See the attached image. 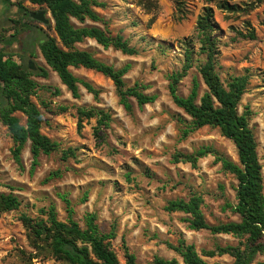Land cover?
Here are the masks:
<instances>
[{
    "label": "rangeland",
    "instance_id": "1",
    "mask_svg": "<svg viewBox=\"0 0 264 264\" xmlns=\"http://www.w3.org/2000/svg\"><path fill=\"white\" fill-rule=\"evenodd\" d=\"M20 1L31 11L40 7L30 0ZM103 1L106 5L98 8L102 20L87 19L81 23L73 19V22L78 26L97 25L111 35H121L137 53L126 54L113 46L104 47L93 38L76 46L116 68L129 64L124 76L126 85L138 82L145 86L146 93L155 94L156 100L140 106L131 98L132 107L127 109L120 102L112 79L83 66L71 69L100 92L95 97L80 85L81 95L74 97L46 63L39 46L35 47L34 56L26 54L24 61L30 58L36 70L38 67L49 70L46 77L33 76L41 85L33 99L44 115L42 132L55 140L58 148L40 154L35 163L28 142L19 164L13 155V138L0 119V191L13 192L21 199L19 208L0 215V264H68L46 251L35 256L36 250L30 245L21 220L23 213L43 216L42 210L51 205L56 207L59 218L66 220L63 195L71 200L74 218L82 226L86 213L91 212L97 215L96 221L104 232H115L111 241L121 264H126V251L134 253L139 264H154L155 256L180 259L168 243L177 244L182 237L199 252L228 245L243 247L246 238L192 229L185 221L189 214L166 208L171 200L199 196L201 210L209 223L240 220L232 210L237 201L238 180L220 158L237 162L235 143L212 126L184 135L185 124L178 120V115L188 120L191 117L173 101L169 83L170 75L184 67L183 41L194 39L195 53L193 66L177 85L179 93L187 95L192 79L200 76L198 64L204 60V54L199 53L196 24L203 7L211 5L219 24L215 32L220 52L218 73L223 80L247 70L252 74L240 111L250 110V125L258 143L264 177V0H228L237 5V10L220 8L222 0L210 3L181 0L185 9L182 19H179L177 0ZM2 3L4 0H0ZM8 7H0V48L8 45L4 40L16 27L11 18L26 19L36 31V41H42L46 34L56 35L54 19L44 24L21 11L14 12L17 7L14 10ZM49 17L53 18L50 13ZM249 24L255 31L254 39L249 37ZM20 34L28 35L20 29L14 45L19 46ZM14 58L21 61L20 57ZM55 88L60 89L59 95L53 94ZM78 107H96L110 113L108 126L98 124L96 117L80 122ZM17 114L22 122L26 121L23 113ZM203 148L211 152L199 156L196 163L179 157V154H196ZM205 259L209 264L231 263L234 257L225 253ZM261 260L264 251L257 254L253 264Z\"/></svg>",
    "mask_w": 264,
    "mask_h": 264
},
{
    "label": "trees",
    "instance_id": "2",
    "mask_svg": "<svg viewBox=\"0 0 264 264\" xmlns=\"http://www.w3.org/2000/svg\"><path fill=\"white\" fill-rule=\"evenodd\" d=\"M14 9H26L22 1L6 0ZM35 4L46 5L54 19L56 35L46 34L40 41L39 47L46 63L60 77L63 84L72 92L74 97H80L84 86L89 92L98 97L100 89L90 81L77 77L71 67L83 66L106 75L114 82L120 102L131 109L130 99L143 106L156 100L155 94L145 92V86L136 83L127 86L124 76L129 70L127 64L116 68L108 64L86 49L76 45L87 38L95 39L104 47L113 46L126 54H135L137 49L131 46L121 35H111L97 25H76L73 19L85 23L102 20L98 8H103V0H30ZM210 3L213 0H203ZM179 19L184 18L185 9L181 0H177ZM227 10H237L236 4L222 0L218 5ZM15 12H18L15 10ZM28 16V14L26 13ZM16 25V32L20 29L28 33V24L23 18L10 19ZM219 24L215 18V11L211 5H205L198 15L195 37L199 40V53L204 54V60L198 64L199 77L192 79L190 92L182 95L178 91L180 79L193 66L194 39L183 41L185 46V64L181 71L170 75L169 90L177 106L191 117L190 120L178 115V120L185 124L184 135L204 126L218 127L221 134L231 139L237 148L238 161L220 157L224 167L235 174L236 203L232 210L240 216L239 221L209 223L202 210V199L192 196L189 200L174 199L169 201L167 210L182 211L189 214L185 218L192 229H207L213 233H232L246 238L243 245H228L217 249L199 252L193 243L185 238H179L177 244L168 243L180 257L166 258L155 256L154 264H209L205 256L214 257L228 253L234 257L231 263L216 264H253L258 253L264 251V177L262 164L258 155V143L250 125V110L240 111L243 95L247 92L252 74L247 70L242 74L229 75L223 80L217 71L218 39L215 32ZM249 37H256L255 31L249 24ZM7 47L0 48V119L7 126L14 142L13 155L22 164V151L30 142V151L36 163L40 154H49L58 148V143L42 132L44 115L33 97L38 93L41 85L34 75L48 76L49 70L31 67L20 57L14 58V53L8 52ZM53 94L59 95L60 89L55 88ZM45 104L44 101H42ZM18 112L26 116L22 122ZM79 121L84 118H97L98 124L108 126L110 113L96 107H78ZM211 152L208 148L197 151L196 154H179L185 161L196 163L199 156ZM67 205V218L62 220L54 205L42 210L43 216L32 217L26 213L21 220L27 229L30 245L38 252H48L56 260L68 264H121L117 252L112 246L115 232H104L97 223L95 213H86L85 224L82 226L74 218L71 200L63 195ZM20 197L13 192L0 191V215L3 212L19 208ZM126 264H139L134 253L126 251ZM255 264H264V260Z\"/></svg>",
    "mask_w": 264,
    "mask_h": 264
},
{
    "label": "flooded vegetation",
    "instance_id": "3",
    "mask_svg": "<svg viewBox=\"0 0 264 264\" xmlns=\"http://www.w3.org/2000/svg\"><path fill=\"white\" fill-rule=\"evenodd\" d=\"M4 3H5V5H6V7H8L9 9H13L14 10V7L12 6V5H10L9 3H7V1L6 0H4ZM37 5H39L40 7L38 8V10L37 11H39V10H42V9H46L47 10V8H45V7H43V5H41V4H37ZM26 6V5H25ZM26 8H27V10L26 9H22V10H17V11H21V13L23 14V15H26V13L28 14V17L29 18H32L31 16H30V12H31V10L30 9H28V7L26 6ZM15 12V11H14ZM19 19V18H18ZM33 19V18H32ZM35 20V19H34ZM27 23V20L26 19H23V23ZM28 24V27L30 28V29H28V35L26 36V37H23L21 34H20V36H18V38L17 39H19L20 40V42H19V46H17V45H14V43H15V38L17 37V35H16V30H14V31H12L10 34H9V37L7 38V39H5L4 41H6L7 43H8V45L6 46L7 48H8V52H12V53H14V57H26V54H28L27 56H29V57H32V56H34L35 55V53H36V51H35V47L36 46H39V44H40V40L39 41H36L35 40V38H37L36 37V31L34 30V28L30 25V23H27ZM39 42V43H38ZM24 47H28L29 48V50H27L26 48H24ZM17 48H18V50H17ZM40 48V47H39ZM15 49H16V51H15ZM41 51V50H40ZM30 62H32L33 63V61L30 59V58H28V60H27V63L30 65ZM33 68L35 69V67L33 66Z\"/></svg>",
    "mask_w": 264,
    "mask_h": 264
},
{
    "label": "water",
    "instance_id": "4",
    "mask_svg": "<svg viewBox=\"0 0 264 264\" xmlns=\"http://www.w3.org/2000/svg\"><path fill=\"white\" fill-rule=\"evenodd\" d=\"M49 13L51 14V11L46 10V9H42L39 11H31L30 16L33 19L40 21L44 24H49L51 22V20L53 21V18L51 19V17H49ZM51 16H52V14H51ZM30 66L31 67L34 66L32 62H30Z\"/></svg>",
    "mask_w": 264,
    "mask_h": 264
},
{
    "label": "crops",
    "instance_id": "5",
    "mask_svg": "<svg viewBox=\"0 0 264 264\" xmlns=\"http://www.w3.org/2000/svg\"><path fill=\"white\" fill-rule=\"evenodd\" d=\"M2 5L6 6L5 3H2V4L0 5V7H1Z\"/></svg>",
    "mask_w": 264,
    "mask_h": 264
},
{
    "label": "built area",
    "instance_id": "6",
    "mask_svg": "<svg viewBox=\"0 0 264 264\" xmlns=\"http://www.w3.org/2000/svg\"><path fill=\"white\" fill-rule=\"evenodd\" d=\"M263 233H264V230H263Z\"/></svg>",
    "mask_w": 264,
    "mask_h": 264
}]
</instances>
